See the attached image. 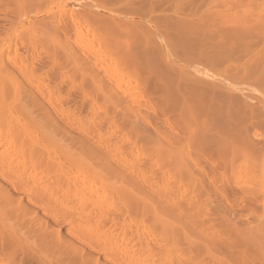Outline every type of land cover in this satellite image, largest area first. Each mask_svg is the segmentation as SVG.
<instances>
[{
    "label": "rangeland",
    "instance_id": "rangeland-1",
    "mask_svg": "<svg viewBox=\"0 0 264 264\" xmlns=\"http://www.w3.org/2000/svg\"><path fill=\"white\" fill-rule=\"evenodd\" d=\"M0 59V221L18 234L0 225V264H264V154L240 141L264 150V0H0ZM204 95L217 123L193 110ZM43 108L152 205L78 203L79 173L36 136ZM25 126L38 172L14 155Z\"/></svg>",
    "mask_w": 264,
    "mask_h": 264
},
{
    "label": "bare ground",
    "instance_id": "bare-ground-1",
    "mask_svg": "<svg viewBox=\"0 0 264 264\" xmlns=\"http://www.w3.org/2000/svg\"><path fill=\"white\" fill-rule=\"evenodd\" d=\"M24 9V8H23ZM27 9V8H26ZM22 11V10H21ZM25 11V10H24ZM51 20V19H50ZM82 20V19H81ZM25 21V20H24ZM21 22H23V20L21 21ZM46 22H47V20H46ZM83 22V21H82ZM48 23V22H47ZM80 23V22H79ZM84 23H87V22H84ZM83 23V24H84ZM43 29V28H42ZM51 30V29H50ZM46 31V30H45ZM49 31V30H48ZM76 32V31H75ZM40 33V32H39ZM48 33V32H47ZM46 33V34H47ZM77 35V34H76ZM78 36V35H77ZM42 37V36H41ZM41 40V39H40ZM65 42V41H64ZM64 42H63V44H64ZM148 44V43H147ZM84 45V44H83ZM86 45V44H85ZM65 46V45H64ZM64 46H63V48H64ZM148 46V45H147ZM66 47V46H65ZM86 47V46H85ZM88 48V47H87ZM147 48V47H146ZM65 49V48H64ZM143 49V48H142ZM89 50V49H88ZM86 51V50H85ZM68 52V51H67ZM89 53V52H88ZM2 59V58H1ZM0 59V60H1ZM114 78V77H113ZM93 82H95V80H92ZM95 85H96V82L94 83ZM101 85V84H100ZM2 86H3V84H2ZM98 86V85H97ZM96 87V86H95ZM96 88H98V87H96ZM102 88V90H104L103 89V87H101ZM98 90V92H100L99 91V89H97ZM101 90V89H100ZM17 91V90H16ZM16 91H15V93H16ZM106 91H107V89H106ZM213 91V90H212ZM108 92V91H107ZM106 92V93H107ZM214 92V91H213ZM212 92V93H213ZM216 92V94H217V91H215ZM201 93L203 94V91H201ZM105 94V93H104ZM103 93H102V96L101 97H104L103 95H104ZM109 94V93H108ZM111 94V93H110ZM213 94H215V93H213ZM223 94H224V92H223ZM223 94H220V96H225V95H223ZM18 95V94H17ZM113 96V95H112ZM206 95H204V99H202V100H206L207 98L205 97ZM228 96V95H227ZM227 96H225V98L227 97ZM111 98H113V97H111ZM216 97H214V99H215ZM105 100V99H104ZM111 100H113V99H111ZM115 100H118V99H116L115 98ZM197 100V99H196ZM199 100V102H200V99H198ZM198 100H197V102H198ZM210 100V99H209ZM216 100V99H215ZM2 101V100H1ZM204 101H202V102H204ZM218 101V102H217ZM3 102V101H2ZM2 102H0V104L2 103ZM114 102V101H113ZM198 102V103H199ZM206 102H208V103H206ZM221 100L220 99H218V100H216L215 102H213V103H215V104H212V102L211 101H205V103L203 104V106H202V104H198V105H200L201 107H203L202 109H200L199 110V108H194L193 110L195 111V112H197V111H204L205 110V113L206 114H210V113H212V115H214L215 114V118H216V120H213V122L215 121L216 123H217V121H218V115L217 114H219L221 111ZM118 103H119V101H118ZM201 103V102H200ZM102 104V103H101ZM113 104V103H112ZM117 104V103H116ZM119 104H121V103H119ZM194 104V103H193ZM192 105V104H191ZM195 105V104H194ZM211 105H213V106H211ZM119 106V105H118ZM3 108H5L4 106H2ZM11 107V106H10ZM13 107H16V106H13ZM42 107V106H41ZM41 107H39V109L41 108ZM107 107V106H106ZM193 107V106H192ZM2 108V110H5V109H3ZM7 108V107H6ZM30 110L32 109H34L33 108V106L30 108V107H28ZM28 108H24L25 110H21V109H17V108H10L11 110H12V113H15V112H17L18 113V115H19V113L20 114H22V115H19L20 117V119H22L21 118V116H23V114H24V117H23V120H21L22 121V123H21V121L19 122V124L18 125H20V123L22 124V125H26V123L28 122V120H29V118L31 117V116H33L34 117V115H31V113H30V111H29V109ZM36 108H37V106H36ZM119 108V107H118ZM9 109V108H8ZM28 111H27V110ZM47 109V108H46ZM117 109V108H116ZM2 110H0V118H2L3 116H2V114L1 113H3V111ZM11 110H10V112H9V114H11ZM18 110H20V111H18ZM32 110H31V112H32ZM42 110V109H41ZM43 110H44V108H43ZM42 110V111H43ZM49 110V109H48ZM106 110V109H105ZM114 110H115V108H114ZM28 112L27 114L29 115L30 114V117L29 118H27L26 119V116H27V114L25 113V112ZM41 111V112H42ZM45 111H47V110H44V112ZM119 110H117V112H118ZM207 111V112H206ZM24 112V113H23ZM191 112V111H190ZM34 113H35V111H34ZM37 113V112H36ZM38 113H40V112H38ZM48 112H45V113H41V114H39V115H41L38 119H39V122L37 121L36 123H38V124H40V125H38V126H35V128L36 129H34L35 130V132L38 134V135H36V136H39L40 138H39V140H41V141H43V143L45 142L47 145H46V148L47 149H49L50 150V148L51 147H53L54 149V151L52 150V148H51V150L48 152V153H51V152H53L54 154H55V152L56 153H59V155L61 154V155H63V156H61V157H63L65 160H67V162H68V164L70 163V164H72V166H71V170H72V168H74L78 173H79V179L81 180V183H82V185H81V183L79 184V186H81V191L83 190V191H88V194L87 195H82L81 196V194H75V192H74V194H75V196H76V198H78V203H100V201L103 199L104 200V202H101V203H105V201H108V202H106V203H111V201L112 200H114V201H116L115 203H122V204H132V205H134V206H147V205H152V204H150V203H152V202H150V201H154V200H150L149 201V196L147 197L146 196V194L144 195L143 194V192H142V194L141 195H139V193H137V192H135V191H133V190H135V189H133V188H130L131 187V185H130V187L128 188L127 187V183H126V187H125V185H123V183H122V181H121V179H120V181L118 180V178L117 177H119V175L118 174H116L117 172H115V173H113V170H112V166L111 167H109L108 165H105V168L103 169V168H101V166H100V168L102 169V171H103V176H101L100 174H99V172H98V170L96 169V167L97 166H93V165H95L94 163H92V161L91 162H89L90 161V159H91V157H92V159H93V155H94V153H93V155H92V153L90 154V151L88 150V145H86V147L87 148H85L84 149V147L83 148H79V151H74V150H72V146L70 145V146H68V147H70L69 149H67V147L65 146L64 147V144H62L63 142L65 143L67 140H66V137H64L65 138V140L63 141L62 139H61V141H63L62 143L59 141L60 140V138H61V134H58L59 136V138H56L55 136H57V132H56V135L54 134L55 133V130L57 131H59V129H61V128H57V126H55L54 127V125L56 124V122H55V120H52V118L50 119L48 116H49V113L47 114ZM52 113V112H51ZM106 113V112H105ZM16 114V113H15ZM200 114V113H199ZM26 115V116H25ZM37 115V114H36ZM48 115V116H47ZM51 115V114H50ZM107 115V114H106ZM191 115H194V114H191ZM211 115V116H212ZM4 116L5 117H7V115H5L4 114ZM10 117H9V119L10 118H13V116H12V114L11 115H9ZM121 116H123L122 114H121ZM126 116V115H125ZM129 116V115H128ZM205 116H207V115H205ZM33 117H32V120H31V118H30V121L33 123ZM124 117V116H123ZM137 117H139V116H137ZM208 117V116H207ZM209 117H210V115H209ZM19 118L17 119L16 118V120L18 121L19 120ZM131 118V117H130ZM140 118V117H139ZM138 118V119H139ZM211 118V117H210ZM214 117H213V119H215ZM3 119H4V117H3ZM5 119H7V118H5ZM5 119H4V121H5ZM7 120L8 122H12V121H10V120ZM24 119L27 121V122H25V124H23L24 123ZM35 119V121H36V118H34ZM124 119V118H123ZM15 120V123H17V121ZM132 120V119H131ZM2 121V119H1V122L0 123H2L3 122V124L5 123V122H7V121ZM30 121H29V123H30ZM52 121H54L55 123H53V125H52ZM87 121V120H86ZM125 121V120H124ZM128 121V120H127ZM29 123H27V124H29ZM87 123V122H86ZM6 124V123H5ZM87 124H89V123H87ZM105 124V123H104ZM107 124V123H106ZM0 125H2V124H0ZM9 125V128H11L12 127V125H13V123L11 124V123H7V126ZM11 125V126H10ZM30 125V124H29ZM34 125V124H33ZM35 125H37V124H35ZM52 125V126H51ZM57 125V124H56ZM40 126V127H39ZM44 126V127H43ZM2 126H0V128H1ZM4 127H6V126H4ZM25 127H27V126H25ZM30 127V126H29ZM49 128L48 130L46 129H44V128ZM57 128V129H55L54 130V128ZM24 128V127H23ZM22 128V129H23ZM32 128H33V126H32ZM53 128V129H52ZM108 128H109V126H108ZM18 129V128H17ZM16 129V130H17ZM43 129H44V131H43ZM7 130V129H6ZM11 130V129H10ZM23 130H26V131H22V133L23 134H21V133H19V135L21 136V135H23V136H19L18 137V141H17V136H15L16 134H18V132L19 131H17V132H15L14 131V133H12V134H15V135H13V136H15V137H13V139H15L17 142H20L19 144H20V146H18V150H17V153L15 152V156L16 157H18L19 155H21V158L23 159V166H25V165H27L26 163H25V161L27 162V159L25 158V157H27L28 158V163L30 164V165H33L34 163L33 162H35L34 160H35V158L34 157H36V156H34V154L35 153H39V152H36L37 151V149H35V143H36V141L34 142V140L31 138V136H29L30 134L29 133H31V132H29L28 130H29V128L27 127L26 129H23ZM51 130V131H50ZM1 131H2V128H1ZM31 131V130H30ZM48 131V132H47ZM54 131V132H53ZM106 131V130H105ZM3 132V131H2ZM4 132H5V130H4ZM27 132V133H26ZM7 133V132H6ZM26 133V134H25ZM109 133V132H108ZM3 133H0V135H1V137H3L4 135H2ZM10 134V133H9ZM123 134V133H122ZM88 135V134H87ZM67 136V135H66ZM96 136V135H95ZM10 137H12L11 135H10ZM33 137V136H32ZM35 137V136H34ZM68 137V136H67ZM96 137H98V136H96ZM62 138H63V136H62ZM204 138V137H203ZM258 139L256 136H248L247 134L246 135H244L243 136V138L242 139H240V141H241V144H242V146H243V148L242 149H244V153L245 152H247V150H249V153H251L250 151H253L251 154H253V155H259V154H264V153H262V151L264 152V150H260V148L258 149L259 151H258V153H254L255 152V150H256V152H257V144L255 143V141H254V143H252V140L253 139ZM22 139V140H21ZM35 139V138H34ZM71 140H72V137L70 138ZM69 139V141H71ZM79 140H80V137L78 138ZM206 139V138H205ZM36 140V139H35ZM83 140V139H82ZM81 140V141H82ZM96 140H97V138H96ZM0 141H2L1 139H0ZM4 141V140H3ZM14 141V140H13ZM33 141V142H32ZM57 141H59L61 144H59L58 145V142ZM57 142V143H56ZM74 142V141H73ZM9 143V142H8ZM7 143V144H8ZM67 143V142H66ZM70 143V142H69ZM69 143H67L68 145H69ZM75 143V142H74ZM82 143H83V141H82ZM86 143V142H85ZM87 143H89V142H87ZM18 144V145H19ZM33 144V145H32ZM40 144V143H39ZM57 144V145H56ZM71 144H72V142H71ZM4 145H5V143H4ZM48 145H50L51 147H49ZM63 145V146H62ZM78 145V144H77ZM79 145H81V144H79ZM16 146V145H15ZM44 146H45V144H44ZM155 146V145H154ZM159 146V145H158ZM17 147V146H16ZM49 147V148H48ZM76 147V146H75ZM75 147H73V148H75ZM82 147V146H81ZM19 148H20V150H19ZM45 148V149H46ZM56 148V149H55ZM77 148V147H76ZM91 148V147H90ZM151 149H147L148 150V152L150 151L152 154L154 153L155 154V152H157L158 153V155L159 154H161V151L162 150H160V148H154V147H150ZM87 149V150H86ZM173 149V148H172ZM36 150V151H35ZM43 150H44V148H43ZM73 152H72V151ZM93 150V149H92ZM246 150V151H245ZM15 151V150H14ZM39 151V150H38ZM47 151V150H46ZM45 151V152H46ZM89 151V152H88ZM94 151V150H93ZM165 151V150H164ZM167 151V150H166ZM261 151V152H260ZM147 152V153H148ZM173 152V151H172ZM47 153V154H48ZM52 153V154H53ZM157 153L155 154V155H157ZM164 153H166V152H164ZM175 153H176V151H175ZM248 153V152H247ZM26 154V155H25ZM39 154H41V153H39ZM38 154V155H39ZM43 155L45 154V153H42ZM102 154V153H101ZM167 154V153H166ZM43 155H39L38 156V158H39V160H40V158H41V156H43ZM25 156V157H24ZM48 156H50L49 154H48ZM52 156V155H51ZM101 156V155H100ZM45 157V156H44ZM76 159H78L77 161H78V163H80L79 162V159H81L80 161L82 162L80 165L79 164H77V161L75 160V158ZM154 157V156H153ZM157 157V156H156ZM159 157V156H158ZM52 158V157H51ZM50 158V159H51ZM74 160H73V159ZM95 158V157H94ZM97 158V157H96ZM103 158H104V156H103ZM103 158H101V159H103ZM36 159H37V157H36ZM53 159V158H52ZM70 159H71V161H70ZM42 160H43V158H42ZM42 160L40 161V162H42ZM94 160V159H93ZM44 161V160H43ZM53 162H54V159L52 160ZM56 161V160H55ZM72 161H74V162H72ZM39 162V161H38ZM49 162V161H48ZM66 162V163H67ZM76 162V163H75ZM17 163V162H16ZM33 163V164H32ZM50 163H51V161H50ZM73 163H75L76 165H73ZM17 164H19V163H17ZM35 164H36V162H35ZM35 164H34V166H32V168H34L35 167ZM67 164V165H68ZM180 164V163H179ZM179 164H177L176 166H174V169H176V171L177 170H180V165ZM37 165V164H36ZM47 165V164H46ZM21 166V165H20ZM38 166V165H37ZM49 166H51V165H49ZM49 166H47V167H49ZM70 166H69V171L71 172V170H70ZM106 166H108V168H106ZM95 167V168H94ZM40 168H42L43 170H46L45 168V166H44V168L42 167V165H40ZM31 169V168H30ZM36 169H38L39 170V168H34V170H36ZM42 169H40V171H41V174H42V172L44 173V171L42 170ZM49 169H51V168H49ZM95 169L97 170V173L100 175V176H98L97 174H96V171H95ZM38 170H36V172H38ZM29 171V170H28ZM39 171V172H40ZM65 171V170H64ZM64 171H62V172H64ZM100 171V170H99ZM35 172V171H34ZM33 172V173H34ZM48 172V170L47 171H45V173H47ZM55 172V171H54ZM53 172V173H54ZM66 172V171H65ZM121 172V171H120ZM73 173V172H72ZM35 174V173H34ZM40 174V173H39ZM50 174V173H49ZM56 174V173H55ZM59 174H61V173H59ZM65 174V173H64ZM69 174L70 173H68V176H69ZM125 174V173H124ZM37 175V174H36ZM45 175V177H44V181L46 180L45 178H46V175H48V174H44ZM66 175V174H65ZM118 175V176H117ZM25 176V175H24ZM40 176H43V175H40ZM50 176V175H49ZM62 176H63V174H62ZM67 176V175H66ZM27 177V176H26ZM56 177V176H55ZM60 177V176H59ZM72 178V177H71ZM76 178V177H75ZM122 178V177H121ZM30 179V178H29ZM39 179H40V177H39ZM60 179V178H59ZM41 180V179H40ZM40 180H38V181H40ZM68 180V179H67ZM74 180V179H73ZM77 180V179H76ZM75 180V181H76ZM123 181H124V179H122ZM29 181V180H28ZM27 181V182H28ZM35 182V181H34ZM42 182V181H41ZM56 182H58V181H56ZM63 182V181H62ZM26 183V182H25ZM37 183V182H36ZM35 183V184H36ZM42 183H45L46 184V182H42ZM70 183V182H69ZM68 183V184H69ZM71 183L73 184V182H72V180H71ZM70 183V184H71ZM71 184V186H73ZM84 184H86V186L84 187ZM105 185V187H101L103 190H101L102 192H101V194L100 195H98L97 194V191L96 190H98V188L97 187H100V186H102V185ZM27 185H28V183H27ZM34 185V183L32 184V186ZM77 185V184H76ZM45 186V185H44ZM63 186V185H62ZM67 186V185H66ZM70 186V187H71ZM75 186V185H74ZM42 188H43V186H42ZM45 188H47L46 186L44 187V189ZM67 188V187H66ZM75 189H76V187H74ZM93 188H96V192L93 190ZM101 188H99V189H101ZM38 189V188H37ZM41 189V188H40ZM68 189V188H67ZM41 190H43V189H41ZM47 190V189H46ZM46 190H43L44 192L42 193L41 191V193L42 194H45V191ZM39 191V190H38ZM92 191H94L95 192V194L98 196V197H96L95 196V198L93 197L95 194H93V196H91L92 195V193H94V192H92ZM139 191H140V189H139ZM138 191V192H139ZM98 192H100V191H98ZM38 193V192H37ZM72 193V192H71ZM81 193V192H80ZM41 194V195H42ZM83 194V193H82ZM36 195V194H35ZM35 195H34V197H35ZM38 195H40V193L38 194ZM37 195V196H38ZM40 195V196H41ZM46 195V194H45ZM44 195V196H45ZM143 195V196H142ZM43 196V195H42ZM84 196V197H83ZM85 196H88L89 197V199H88V197H85ZM152 196V195H151ZM39 197V196H38ZM47 197H48V195H47ZM49 198V197H48ZM48 198H46V199H48ZM44 200H45V198H43ZM50 199V198H49ZM44 200H42V201H44ZM52 200V199H51ZM51 200L49 201V202H51ZM113 201V202H114ZM43 203H45V202H43ZM154 204V203H153ZM151 207V206H150ZM157 215H159V214H157ZM165 216V215H164ZM165 218V217H164ZM170 219H172V218H170ZM169 219V220H170ZM179 219V218H178ZM165 221L167 220V219H164ZM175 220V219H174ZM173 220V221H174ZM162 221H163V219H162ZM168 221V220H167ZM178 221V220H177ZM189 221V220H188ZM3 221H0V225H1V228H2V231L3 232H5V234L7 233V235L9 236V238H11V236L13 237H16V234H17V232L15 231L14 232V230L16 229L13 225H10V224H7V223H5V222H3ZM15 222V221H14ZM13 222V223H14ZM185 222L187 223V220L185 219ZM2 223V224H1ZM181 223V222H180ZM179 223V224H180ZM7 224V225H6ZM172 224V223H171ZM176 224V223H175ZM183 224V223H182ZM185 224V223H184ZM173 226H174V224H173ZM176 226V225H175ZM174 226V227H175ZM185 226H187L186 224H185ZM168 227H170V225H168ZM167 227V228H168ZM15 228V229H14ZM171 228H172V226H171ZM171 228H169V229H167V230H171ZM176 228V230H178L177 232H175L173 235L174 236H176L175 238H177V236L179 235V233L178 232H180L179 231V228H178V226L177 227H175ZM178 228V229H177ZM164 229V228H163ZM166 229V228H165ZM175 230V231H176ZM180 230H182L181 228H180ZM172 231V230H171ZM162 232H163V230H162ZM161 232V233H162ZM166 232V231H165ZM16 233V234H15ZM160 233V234H161ZM164 233V232H163ZM167 233H171V232H167ZM166 233V234H167ZM178 233V234H177ZM175 234H177V235H175ZM18 235V234H17ZM171 235H172V233H171ZM170 235V236H171ZM161 236H163V235H161ZM169 236V237H170ZM18 237V236H17ZM16 237V238H17ZM165 239H166V236L164 235L163 236ZM162 237V238H163ZM15 238V239H16ZM171 238H172V236H171ZM175 238H174V240H175ZM12 239V238H11ZM13 240H14V238H13ZM169 240V239H168ZM172 240H173V238L171 239V242H172ZM164 241V240H163ZM166 241H167V239H166ZM166 241H164V242H166ZM170 242V241H169ZM171 242H170V244H171ZM167 244V243H166ZM161 246H164L165 247V245L163 244V245H161ZM154 251V250H153ZM156 251V250H155ZM156 253V252H155ZM152 254H154V253H152ZM152 254H151V256L149 257V260L152 262V264L154 263L155 264V258L153 259V256H152ZM162 254V253H161ZM160 254V255H161ZM156 255V254H155ZM154 255V256H155ZM163 256H165L164 254H162ZM161 255V256H162ZM157 256V255H156ZM160 258H162V257H160ZM157 259V258H156ZM156 263H159V261H158V259L156 260Z\"/></svg>",
    "mask_w": 264,
    "mask_h": 264
}]
</instances>
